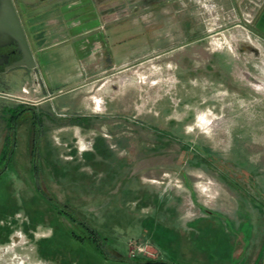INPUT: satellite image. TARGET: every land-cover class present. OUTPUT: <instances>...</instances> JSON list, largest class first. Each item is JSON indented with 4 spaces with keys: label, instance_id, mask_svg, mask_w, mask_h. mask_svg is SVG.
I'll return each mask as SVG.
<instances>
[{
    "label": "rangeland",
    "instance_id": "374dc122",
    "mask_svg": "<svg viewBox=\"0 0 264 264\" xmlns=\"http://www.w3.org/2000/svg\"><path fill=\"white\" fill-rule=\"evenodd\" d=\"M12 1L34 55L66 36ZM110 2L126 66L0 65V264H264V37L213 0Z\"/></svg>",
    "mask_w": 264,
    "mask_h": 264
},
{
    "label": "crops",
    "instance_id": "0c3cea01",
    "mask_svg": "<svg viewBox=\"0 0 264 264\" xmlns=\"http://www.w3.org/2000/svg\"><path fill=\"white\" fill-rule=\"evenodd\" d=\"M15 1L22 7L20 12L28 22L31 36H35L37 30L35 21L42 22L43 19L48 20L52 16L53 19H58L60 15L71 22L63 29L66 33L65 37L63 36L55 44L38 48L39 54H33L36 66L43 67L49 79L54 76L50 69L52 64L56 65V61L67 62L74 66L72 75H75L78 82H82L98 79L110 70L126 66L135 60L140 52L137 49L140 46H135L134 40L141 37L142 30L134 23L135 14L123 10L120 12L118 8L116 9L118 12L111 16L110 0ZM213 1L221 10L234 14L239 20L253 22V30L264 37V0ZM41 4L51 6L38 12L31 10ZM58 32L57 30L56 34ZM66 39L70 42L66 43ZM49 97L45 93L41 100L44 101ZM94 101V109H100L101 101L97 99Z\"/></svg>",
    "mask_w": 264,
    "mask_h": 264
},
{
    "label": "water",
    "instance_id": "95a60500",
    "mask_svg": "<svg viewBox=\"0 0 264 264\" xmlns=\"http://www.w3.org/2000/svg\"><path fill=\"white\" fill-rule=\"evenodd\" d=\"M7 45H14L15 52L19 57L7 63V56H0V64H5V69L17 66L27 69L35 67L34 55L29 46L13 1L0 0V47Z\"/></svg>",
    "mask_w": 264,
    "mask_h": 264
},
{
    "label": "flooded vegetation",
    "instance_id": "af4514ba",
    "mask_svg": "<svg viewBox=\"0 0 264 264\" xmlns=\"http://www.w3.org/2000/svg\"><path fill=\"white\" fill-rule=\"evenodd\" d=\"M15 46L14 45H7L0 47V56L6 55L7 56V63L16 60L19 55L15 52ZM1 67H3L5 64L1 63Z\"/></svg>",
    "mask_w": 264,
    "mask_h": 264
},
{
    "label": "built area",
    "instance_id": "2783aa9c",
    "mask_svg": "<svg viewBox=\"0 0 264 264\" xmlns=\"http://www.w3.org/2000/svg\"><path fill=\"white\" fill-rule=\"evenodd\" d=\"M143 251H144V248H143L142 246L138 245V246L136 247V253H137V254L142 253ZM131 254H133V253H131Z\"/></svg>",
    "mask_w": 264,
    "mask_h": 264
},
{
    "label": "bare ground",
    "instance_id": "6f19581e",
    "mask_svg": "<svg viewBox=\"0 0 264 264\" xmlns=\"http://www.w3.org/2000/svg\"><path fill=\"white\" fill-rule=\"evenodd\" d=\"M218 46H222V45H224L223 43L224 42H219V41H217L216 40V42H215ZM210 128H213V126H210ZM81 144H82V141H81ZM83 145V144H82Z\"/></svg>",
    "mask_w": 264,
    "mask_h": 264
},
{
    "label": "trees",
    "instance_id": "16d2710c",
    "mask_svg": "<svg viewBox=\"0 0 264 264\" xmlns=\"http://www.w3.org/2000/svg\"><path fill=\"white\" fill-rule=\"evenodd\" d=\"M27 36V35H26ZM27 38V37H26ZM58 209V208H57ZM59 211H61L60 209H58ZM74 220V219H73ZM89 233L91 234V235H93L94 236V232L91 230V229H89ZM95 237V236H94ZM153 260H148V262H152Z\"/></svg>",
    "mask_w": 264,
    "mask_h": 264
}]
</instances>
